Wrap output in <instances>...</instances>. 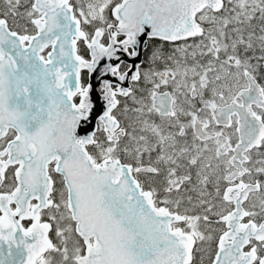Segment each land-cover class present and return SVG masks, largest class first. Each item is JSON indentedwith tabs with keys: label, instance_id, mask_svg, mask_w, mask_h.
Here are the masks:
<instances>
[{
	"label": "snow or ice",
	"instance_id": "6c2138e0",
	"mask_svg": "<svg viewBox=\"0 0 264 264\" xmlns=\"http://www.w3.org/2000/svg\"><path fill=\"white\" fill-rule=\"evenodd\" d=\"M0 264H264V0H0Z\"/></svg>",
	"mask_w": 264,
	"mask_h": 264
},
{
	"label": "water",
	"instance_id": "95a60500",
	"mask_svg": "<svg viewBox=\"0 0 264 264\" xmlns=\"http://www.w3.org/2000/svg\"><path fill=\"white\" fill-rule=\"evenodd\" d=\"M88 56H89L88 59L90 60L91 59L90 53L88 54ZM122 58L129 65H131V64L134 63V61L131 58H129L126 54ZM140 59H141V56L138 57L135 60V63L136 64H139ZM108 63H112L113 65H115L118 62L115 61V60H113V61H107L105 59V60H101L100 61V64L97 66L96 71L93 72V73H89L87 69H82L81 70V77H82V73H85V81L84 82L91 83V85L93 87V91L91 93V97H92V100H93V103H94V106H95V108H94V114H93V123H96L97 122L98 116L101 114V108H102V106L104 104V101L102 100L101 94L99 93L100 88L102 86V80H108V81L112 82L113 84L119 83V81L117 80V78L116 77H112L111 74H108V75L103 76L101 78L100 71ZM130 75H132V73H129V76ZM127 81L128 80H126L122 84V86L125 87V88H127V84H126ZM89 127H91V125ZM30 226H31V224L28 227H30Z\"/></svg>",
	"mask_w": 264,
	"mask_h": 264
},
{
	"label": "flooded vegetation",
	"instance_id": "af4514ba",
	"mask_svg": "<svg viewBox=\"0 0 264 264\" xmlns=\"http://www.w3.org/2000/svg\"><path fill=\"white\" fill-rule=\"evenodd\" d=\"M178 43H179V42H178ZM166 47H167V46H166ZM80 50H81L82 52H85V56H84V58H85V59H88V57H89V56H88L89 51L87 50L86 45H84L83 42H80ZM81 51H80V53H81ZM81 55H82V54H81ZM143 60H145V55H141V59H140V61H139V64H140V62L143 61ZM147 67H148V64H147L146 62H145L144 64L141 65L142 70H143V69H146ZM121 69H122L123 71H127V69L124 67L123 64L121 65ZM156 70H158V71H163V70H164V66L161 64V65L157 66V69H156ZM111 76H112V75H111ZM112 77H114V76H112ZM126 84H127V88L132 87V82H131V81H127ZM141 87H150V85H148V86L141 85ZM99 93L101 94L100 91H99ZM136 94H137V95L140 94L139 90H137V93H136ZM119 99L121 100V103H122V104H124V103H127L128 105H131V104H132V101H131V100H126V98H124V97H119ZM26 222H27V224H28V221H23L22 224L24 225ZM27 224H26V225H27Z\"/></svg>",
	"mask_w": 264,
	"mask_h": 264
},
{
	"label": "rangeland",
	"instance_id": "374dc122",
	"mask_svg": "<svg viewBox=\"0 0 264 264\" xmlns=\"http://www.w3.org/2000/svg\"><path fill=\"white\" fill-rule=\"evenodd\" d=\"M80 54H82L83 56H85V52H82V51H81V53H80ZM26 224H27V222H26L24 225H25V226H28V225H30V222H28V224H27V225H26Z\"/></svg>",
	"mask_w": 264,
	"mask_h": 264
}]
</instances>
